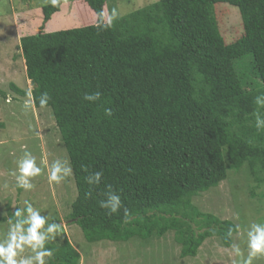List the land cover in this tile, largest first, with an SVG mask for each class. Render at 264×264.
<instances>
[{"label":"trees","instance_id":"obj_1","mask_svg":"<svg viewBox=\"0 0 264 264\" xmlns=\"http://www.w3.org/2000/svg\"><path fill=\"white\" fill-rule=\"evenodd\" d=\"M85 2L94 24L55 33L43 27L20 44L34 106L52 110L69 156L78 197L68 219L90 244L148 242L173 232L183 259L197 257L209 238L231 248L237 225L193 201L245 167L264 185V130L252 115L264 92V0H158L106 30L96 25L109 0ZM224 4L239 10L244 28L231 43L216 17ZM60 10L45 7L43 24ZM96 91L99 101L84 99ZM43 92L51 100L42 109ZM93 171L104 175L90 186ZM109 191L122 200L116 214L100 207ZM48 247L55 250L50 264H80L68 239Z\"/></svg>","mask_w":264,"mask_h":264},{"label":"rangeland","instance_id":"obj_2","mask_svg":"<svg viewBox=\"0 0 264 264\" xmlns=\"http://www.w3.org/2000/svg\"><path fill=\"white\" fill-rule=\"evenodd\" d=\"M157 1L109 0L107 12L116 8L120 18ZM50 5L47 0H0V92L7 95L6 98L0 95V124L4 125L0 128V218L12 214L13 201L19 206L23 199L32 200L43 212H50L53 218L63 222L66 231L50 243L61 245L68 239L81 254L80 264H233L239 258L232 247H225L219 238L207 239L197 257L185 259L181 258L182 249L175 242L173 232L148 242L135 239L128 243H88L81 228L68 219L72 204L78 197L73 171L60 184L50 185L46 174L37 177L34 179L36 188L30 192L22 189L12 192L2 187L5 182H14L9 171L23 146L38 159L46 158L49 164L55 159L67 160L70 164L52 110H38L34 104L25 108L28 97L12 88L14 85L25 93L29 86L34 90L20 49L23 36L37 35L43 27L48 33H55L95 23L96 15L89 10L85 0H61V10L44 25L43 9ZM216 8L221 33L226 42L231 43L244 31L240 12L226 4ZM252 191L255 197H252ZM193 202L202 212L239 225L241 232L249 223L264 219V185L259 187L248 167L238 173L230 172L227 181L196 197ZM6 229L7 224L0 223V233ZM233 238L235 243L246 249L242 235L236 234ZM256 264H264V258Z\"/></svg>","mask_w":264,"mask_h":264},{"label":"clouds","instance_id":"obj_3","mask_svg":"<svg viewBox=\"0 0 264 264\" xmlns=\"http://www.w3.org/2000/svg\"><path fill=\"white\" fill-rule=\"evenodd\" d=\"M52 7L57 8L61 0H47ZM119 11L112 8L110 13L101 9L98 13L99 22L96 27L102 30L111 28L115 21L119 19ZM28 100L25 101V108L35 104L32 87L26 91ZM102 96L100 91L91 94H85L84 99L90 102L99 101ZM38 104L40 108H46L49 105L51 96L47 92L39 95ZM9 103L11 100L9 99ZM256 108L253 112L254 126L258 131L264 130V92L259 93L254 98ZM107 116L112 115L110 108H105ZM14 167L10 169L9 175L14 182L9 184L5 182L2 187L10 189L12 192L22 189L24 192L33 191L36 188L34 179L46 174L50 185L60 184L72 175V167L64 159H55L50 164L44 157L37 158L26 146L22 147L21 154L13 161ZM83 170L88 172V167ZM103 171H93L87 177V183L99 185L103 178ZM107 199L100 202V207L107 209L109 214H116L122 208L120 195L114 191H109ZM14 211L11 216L4 215V223L7 229L0 233V264H50L54 259V249L48 247V244L55 241L56 238L66 231L63 222H58L50 212L45 213L40 206L29 199H23L19 206L13 201ZM131 220V212L124 208V223ZM236 232L242 235L246 249L235 242L232 243V251L238 260L233 264H256V261L264 258V219L249 223L241 232L239 225L236 226ZM227 236H233V229L229 228ZM246 252V254H245Z\"/></svg>","mask_w":264,"mask_h":264}]
</instances>
